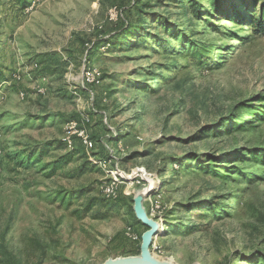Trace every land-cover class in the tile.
<instances>
[{"label":"rangeland","instance_id":"374dc122","mask_svg":"<svg viewBox=\"0 0 264 264\" xmlns=\"http://www.w3.org/2000/svg\"><path fill=\"white\" fill-rule=\"evenodd\" d=\"M29 2L0 0V63L12 74L0 81V264L9 253L20 264L134 257L151 228L147 218L157 224V243L172 264H264V165H250L258 173L248 182L237 174L217 178L198 164L264 145V119L232 130L222 124L240 101L264 91V35L240 40L250 30L237 21L264 0H229L230 13L215 21L229 26V37L204 15L194 16L190 3L186 9L171 0L156 3L153 10L195 43L224 44L200 61L188 46L168 53L158 45L134 48L135 34L121 44L107 42L131 12V0H39L32 8ZM115 6L117 18L110 19ZM164 21L149 23L150 31L161 34ZM172 42L179 47L176 37ZM84 64L102 72L99 84H84ZM153 72L162 76L153 80ZM82 118L89 119L85 126L95 141L89 150L67 125ZM66 134L80 151L66 165L52 171L49 164L72 148L63 145L25 157ZM112 155L113 168L125 177L115 200L101 190L107 173L87 163ZM187 158L193 160L181 164ZM153 191L160 195L155 209ZM139 194L143 216L135 206ZM206 201L218 203L207 216L192 211L186 219L179 211L181 202ZM166 215L194 229L182 224L167 232Z\"/></svg>","mask_w":264,"mask_h":264},{"label":"trees","instance_id":"16d2710c","mask_svg":"<svg viewBox=\"0 0 264 264\" xmlns=\"http://www.w3.org/2000/svg\"><path fill=\"white\" fill-rule=\"evenodd\" d=\"M28 0H19L21 3H26ZM173 5L176 6H183L184 9H186L187 3H190L192 5V12L193 15L196 17H200L204 15L205 21L208 23L209 26L218 28L220 30H216L219 34H225V37H229L232 33L231 29H229V26H226L223 24V26H219V24H216L215 21L222 16L225 18L229 13L230 10L226 8V5H228L229 0H211L210 5H205L199 0H171ZM232 1V0H230ZM164 2V0H131L129 10L131 12H128L123 18L121 19V26L116 31V36H111L110 40L107 42L111 43L110 41H113L112 44H118L123 43L124 41L130 39L131 36L134 34L135 40L132 41V46L134 48L140 47L141 45H144L145 49L153 50L155 49V46L158 45L162 52L168 53L171 51L179 52L180 49L184 46H188L189 49H191L192 55H196L197 59L199 61L201 59H210L211 54L215 51H220L219 49L224 46V44H220L218 42H211L207 43L205 41H202L200 44L196 42V40L192 37H188V32L185 31V29H178L177 25L170 22L169 17L168 20L165 17L164 13H159L153 10L154 5H157L158 3ZM157 3V4H156ZM232 4V3H231ZM230 4V5H231ZM235 4V3H234ZM233 4V5H234ZM235 7V5H234ZM255 9V7H254ZM250 11V9H249ZM249 17L242 16L239 20L241 24L247 25L248 29L250 30V33L248 34H239L238 37L242 41H246L251 39L255 34H262L264 35V5L262 4L259 7V10L257 12H253ZM121 16V17H122ZM165 19L167 22H165V28L161 34H157L155 32L150 31L149 29V23H154ZM160 23V22H159ZM163 25V23H162ZM221 28H227L228 32L224 31ZM253 32V33H252ZM179 36V37H177ZM178 39L179 47L174 48L172 40L174 38ZM96 46V45H95ZM95 46L93 48H95ZM217 49V50H216ZM181 52V51H180ZM89 53V52H88ZM219 53V52H218ZM50 57L53 58L51 55H43V59L45 61H50ZM200 63V62H198ZM167 65V64H164ZM49 66H46L48 68ZM5 67L0 63V81H7L9 78H11L12 74L8 71L4 70ZM155 74L154 77H152L153 80L160 78L162 75L156 72H153ZM258 119H264V91L259 92L258 94L254 95L253 97L249 99H245L240 101L235 107H233L232 111L229 113V117L222 120V124L226 125L227 127H231L230 129H235L237 127L243 126L245 127L247 124L254 125L253 122ZM70 121V120H68ZM67 121V122H68ZM68 147L67 144L61 140H48L44 141L40 144H37L30 152H27L26 156L27 158H31L36 152L38 151H45V149H50L52 147ZM3 151V149H2ZM78 149L75 145L71 149H69V152L61 156L59 159H56L49 164L51 165L52 171L57 170L58 168L66 165L69 163L73 157L74 154L78 153ZM80 152V151H79ZM26 152H24L25 154ZM23 154V155H24ZM40 155V154H39ZM38 155V156H39ZM36 157V162L40 161L39 157ZM210 161L208 162H202V160H198L199 167L201 169H204L205 171L209 173H213L217 178L225 179L227 177H234L231 176V174H237L245 177L246 181L250 182L254 179V177L257 176V168L250 169V165H264V145H255V146H246V147H240L235 148L233 150H228L227 152H224L221 154V156H211ZM193 160V159H192ZM189 158L186 160H181V164H186L190 161ZM87 163H90L93 166H96L97 164L94 163L91 160H87ZM3 165V155L1 160V169ZM83 166L79 167V170L83 172ZM106 199L115 200L116 198H108ZM218 204L217 202L213 201H206L201 204L193 205L191 202H181L179 211L183 212L186 216V219L189 217L188 215L195 211V215L199 216H207L209 215V211H213L215 209V205ZM205 207L202 211H197L199 207ZM176 209V208H174ZM170 213H172L170 211ZM165 224L167 225L166 231H171V229H175L176 227L180 225H189L184 224L182 222H174L173 218L166 215L164 217ZM190 229H194V225H189ZM249 260H253V258H248ZM262 259H264V254H262ZM6 264H20V262L17 260V257L13 255L12 253H9L8 258L6 259Z\"/></svg>","mask_w":264,"mask_h":264},{"label":"built area","instance_id":"2783aa9c","mask_svg":"<svg viewBox=\"0 0 264 264\" xmlns=\"http://www.w3.org/2000/svg\"><path fill=\"white\" fill-rule=\"evenodd\" d=\"M39 0H30L29 8H32L36 2ZM117 8L116 6L112 8L111 17L110 19H116L117 18ZM102 80V72L98 70L97 68L84 64L83 67V82L86 85H97ZM46 88L44 86H41L38 88V91L41 93H45ZM20 95L23 97L24 92H21ZM88 118H82L81 122L78 123L77 121H68L67 125H70L69 128H73L72 132H75L77 135V139L83 144V146L86 148V150L92 149L95 145L94 139L88 134L86 129V122L88 121ZM63 141L67 144L68 147H73V138L70 136V134H66L62 137ZM3 151L0 146V172H1V160H2ZM117 160V158L112 155L110 158H104V159H96L93 158L91 161L96 163L105 173H107L108 179L105 180L101 185V190L103 192V195L108 198H116L119 194V186L122 182L121 179L125 178L123 175V172H120L117 168H113L115 165L114 161ZM113 163V164H112ZM158 191H153L149 195V203L152 207L159 208V200L160 197L159 194H157ZM164 221V220H163ZM164 226V222L162 224ZM130 228H128V231ZM130 234L129 232H127ZM157 233L153 236L151 244H150V252L154 256H158L159 258L167 259V255H163V249L162 247L157 243ZM134 239H137L136 235H133Z\"/></svg>","mask_w":264,"mask_h":264},{"label":"water","instance_id":"95a60500","mask_svg":"<svg viewBox=\"0 0 264 264\" xmlns=\"http://www.w3.org/2000/svg\"><path fill=\"white\" fill-rule=\"evenodd\" d=\"M142 200H143V195L139 194L135 198V206L139 214L143 216L145 213L142 208ZM146 220L145 221L149 223L151 228L147 230L143 235V241L141 244V253L134 257L108 260L102 264H172L167 259H158L151 254L149 247L153 236L157 233L158 226L156 223L151 222L148 218Z\"/></svg>","mask_w":264,"mask_h":264}]
</instances>
